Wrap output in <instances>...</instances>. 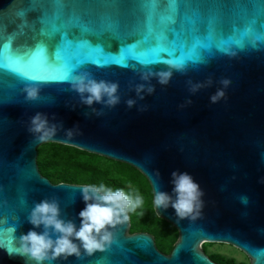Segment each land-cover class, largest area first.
I'll list each match as a JSON object with an SVG mask.
<instances>
[{"label":"water","instance_id":"obj_1","mask_svg":"<svg viewBox=\"0 0 264 264\" xmlns=\"http://www.w3.org/2000/svg\"><path fill=\"white\" fill-rule=\"evenodd\" d=\"M168 0H158L153 27L167 24ZM23 11V17L18 13ZM148 16L140 0H0V45L9 42L26 52L43 44L54 55L62 34L69 40L87 39L119 55L145 31ZM264 0H190L181 3L175 27L184 36H205L211 27L217 39L234 37L251 27L264 31ZM109 26L111 28L109 29ZM45 33L42 35L41 30ZM58 29V31L56 30ZM171 36V33H169ZM217 53L207 63L174 71L167 84L156 77L141 80L145 65H81L96 79L118 82L120 102L114 107L81 102L70 81L29 80L0 68V264H35L26 254L9 253L8 239L33 226L27 217L42 199H56L61 216L80 224L85 206L82 183L53 182L42 174L38 147L56 142L124 162L137 168L154 194H172V172H188L203 190V211L178 220L175 210L156 214L178 231L171 252H162L148 231L130 232L131 219L112 227L113 242L104 250L56 258L43 264H223L212 259L204 243H227L243 251L250 264H264V45L257 50ZM153 70L166 64L147 65ZM228 79L225 87L221 81ZM154 86L137 95L136 85ZM202 86L195 92L193 84ZM40 89L37 99L25 88ZM223 88L225 96L210 97ZM136 103L129 107L128 99ZM190 101V103H189ZM44 112L57 124V134L44 142L29 129L30 118ZM62 125V127H61ZM69 137L65 130L73 129ZM157 171L159 174H157ZM16 228L13 233L10 226Z\"/></svg>","mask_w":264,"mask_h":264},{"label":"clouds","instance_id":"obj_2","mask_svg":"<svg viewBox=\"0 0 264 264\" xmlns=\"http://www.w3.org/2000/svg\"><path fill=\"white\" fill-rule=\"evenodd\" d=\"M145 67L148 71L141 73V80L148 81L156 77L160 84H167L174 71L183 72L186 68L185 65L174 62H168L164 69L159 70H153L147 65ZM221 83L227 87L230 81L224 79ZM201 86L199 83L193 84L191 91L195 92ZM70 87L80 95L81 102L88 106L102 103L114 107L120 102L118 82L96 79L87 71L73 74ZM135 91L143 98L142 93L146 91L151 94L154 86L140 83L136 85ZM25 93L28 99L34 100L39 97L40 89L36 86H27ZM224 96L225 92L221 88L210 99L216 102ZM126 103L132 107L136 101L130 98ZM28 130L38 141L44 142L57 134L58 127L49 119L47 113L36 112L30 118ZM65 133L69 137L73 136L74 128L65 130ZM171 175L172 194L156 191L153 199L154 210L157 208L166 210L171 206L178 220L200 216L204 202L203 190L199 183L188 172L176 170ZM81 193L85 206L78 213L79 226L61 216L60 204L56 199L45 198L36 202L27 217L28 223L33 227L18 237L20 252L26 254L35 264H43L59 257L67 259L69 256H79L81 249L88 254L104 250L113 242L112 227L127 221L129 219L127 213L141 208L144 204V199L139 193L133 198L122 189L112 190L103 184H85L81 186ZM157 215L159 217L158 213ZM10 228L15 233V226L12 225Z\"/></svg>","mask_w":264,"mask_h":264},{"label":"snow or ice","instance_id":"obj_3","mask_svg":"<svg viewBox=\"0 0 264 264\" xmlns=\"http://www.w3.org/2000/svg\"><path fill=\"white\" fill-rule=\"evenodd\" d=\"M110 2L115 4L118 0H110ZM188 2L190 0H168L167 16L162 17V21L166 19L167 24L153 27L151 19L156 14L158 0H140L148 16V24L145 31L140 33L139 39L120 47L118 56L106 52L99 45H93L87 39L69 40L64 34L54 55H49L42 43L22 53L11 48L10 37L9 42L0 45V68L21 73L29 80L71 81L76 69L84 64L96 66L112 64L127 68L132 64L152 65L174 62L189 66L207 63L217 53L231 56L234 54L233 49L257 50L264 45V31L258 33L251 27L246 29L239 39L234 37L225 39L222 36L217 39L211 27L205 36L195 34L190 37L184 36L182 32L169 25L175 24L179 5ZM24 15L23 11L18 13L20 17ZM41 34L47 33L42 29ZM6 250L9 253L20 252L19 248L13 247L11 238L8 239Z\"/></svg>","mask_w":264,"mask_h":264},{"label":"trees","instance_id":"obj_4","mask_svg":"<svg viewBox=\"0 0 264 264\" xmlns=\"http://www.w3.org/2000/svg\"><path fill=\"white\" fill-rule=\"evenodd\" d=\"M38 164L43 175L51 181L71 182L82 184L101 185L112 190L122 189L126 193L135 197L133 186L129 175L124 171L134 170L141 174L147 181L150 189V198L147 209L143 207L130 211L131 228L130 232L149 231L156 237L157 246L164 250H170L178 238L177 229L163 218L158 217L153 207V192L147 178L135 167L124 162L116 161L105 156L90 153L79 148L68 146L56 142L43 143L38 147ZM164 221L174 229L170 236L159 237L152 222ZM207 244L204 243L203 249L208 252ZM212 259L228 264H250L249 262H237L233 257H226L217 252H210Z\"/></svg>","mask_w":264,"mask_h":264},{"label":"rangeland","instance_id":"obj_5","mask_svg":"<svg viewBox=\"0 0 264 264\" xmlns=\"http://www.w3.org/2000/svg\"><path fill=\"white\" fill-rule=\"evenodd\" d=\"M124 171L126 175H129V179L131 182V185L133 186V191L135 192V195L139 193L143 199L144 204L142 207L146 210L150 198V189L147 181L141 174L136 173L134 170H127ZM153 226H155V230L157 231V234L159 237H162L164 235L170 236L174 233L173 227H171L168 223L161 221V222H152ZM149 232V231H148ZM152 233V232H151ZM208 247V254L210 252H217L220 253L226 257H233L236 259L237 262H246L250 263L248 256L241 251L240 249L234 247L231 244L227 243H213V244H207Z\"/></svg>","mask_w":264,"mask_h":264},{"label":"flooded vegetation","instance_id":"obj_6","mask_svg":"<svg viewBox=\"0 0 264 264\" xmlns=\"http://www.w3.org/2000/svg\"><path fill=\"white\" fill-rule=\"evenodd\" d=\"M160 249V248H159ZM172 249V248H171ZM171 249L170 250H167V251H164L162 249H160L162 252L166 253V254H169L171 252ZM206 252V251H205ZM208 254V252H206ZM210 256V254H208ZM212 258V257H211ZM218 262V261H217ZM220 263H223V262H220ZM223 264H228V263H223Z\"/></svg>","mask_w":264,"mask_h":264}]
</instances>
